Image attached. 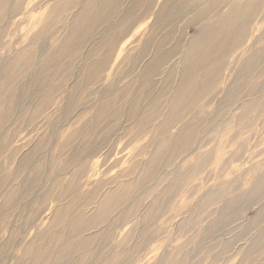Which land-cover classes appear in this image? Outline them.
I'll use <instances>...</instances> for the list:
<instances>
[{
	"label": "rangeland",
	"instance_id": "374dc122",
	"mask_svg": "<svg viewBox=\"0 0 264 264\" xmlns=\"http://www.w3.org/2000/svg\"><path fill=\"white\" fill-rule=\"evenodd\" d=\"M108 1L0 0V264H264V0Z\"/></svg>",
	"mask_w": 264,
	"mask_h": 264
},
{
	"label": "bare ground",
	"instance_id": "6f19581e",
	"mask_svg": "<svg viewBox=\"0 0 264 264\" xmlns=\"http://www.w3.org/2000/svg\"><path fill=\"white\" fill-rule=\"evenodd\" d=\"M111 2L114 4V2H115V0H110V1H108V4L107 5H109L110 6V4H111ZM115 4H117V2L115 3ZM114 4V5H115ZM247 7V4H246V6H245V8ZM110 9V8H109ZM95 12H96V10H95ZM95 12H94V14H95ZM94 14H93V16H94ZM84 15H87V14H84ZM93 16H92V18H93ZM106 16H108V14L106 15ZM247 16V15H246ZM91 18V19H92ZM107 18V17H106ZM106 18H104V19H106ZM232 21H234V22H232ZM236 23L237 22H235V20L234 19H231L230 17H228L225 21L223 20L222 21V27H224V28H227V29H231V28H234V26L236 25ZM205 34H207V35H209L210 37H211V35H210V33H205ZM209 36H204V39H203V42L205 43L204 45L206 46V50H205V52H204V57H209L211 54H213V52L215 51V49H216V47L214 48V44H216V41L215 40H213V38H209ZM209 38V39H208ZM208 40V41H207ZM226 44V43H225ZM224 44V45H225ZM160 47V46H159ZM195 51H197V49L196 48H194L193 50H192V48L189 50V52H188V54H187V57H188V60H193V61H195L194 60V58H195V54H196V52ZM157 54V53H156ZM156 59V58H155ZM183 61V60H182ZM179 63H181V62H179ZM196 63V62H195ZM190 65V64H189ZM198 65L196 64H192L191 66H190V73L188 74V76H187V80H189V84H191V82H193L194 83V81H192V80H194L195 79V77H196V73H195V70H196V67H197ZM182 68V67H181ZM183 69V68H182ZM182 71V70H181ZM180 72V71H179ZM184 77V76H183ZM187 80H186V82H187ZM183 83V82H182ZM258 189H260L259 188V185H258V183L255 185V188L252 190V192L253 191H255V190H258ZM254 198V197H253ZM256 239H258V238H256ZM256 244H257V242H254L253 244H252V247H254L255 248V246H256Z\"/></svg>",
	"mask_w": 264,
	"mask_h": 264
}]
</instances>
